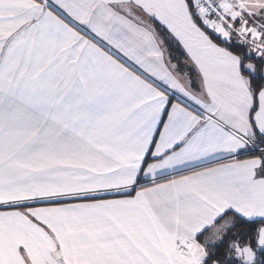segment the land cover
Here are the masks:
<instances>
[{"label": "snow or ice", "instance_id": "obj_1", "mask_svg": "<svg viewBox=\"0 0 264 264\" xmlns=\"http://www.w3.org/2000/svg\"><path fill=\"white\" fill-rule=\"evenodd\" d=\"M0 264H264V0H0Z\"/></svg>", "mask_w": 264, "mask_h": 264}]
</instances>
